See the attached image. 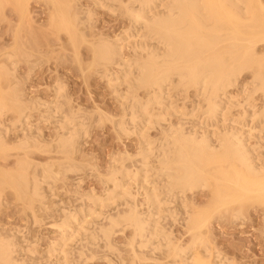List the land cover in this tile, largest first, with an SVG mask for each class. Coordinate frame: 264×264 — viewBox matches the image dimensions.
<instances>
[{
	"label": "rangeland",
	"instance_id": "1",
	"mask_svg": "<svg viewBox=\"0 0 264 264\" xmlns=\"http://www.w3.org/2000/svg\"><path fill=\"white\" fill-rule=\"evenodd\" d=\"M103 1L105 7L103 5L102 8H98L93 0H56V3L52 0H0V96L8 104L0 118L2 131L0 134L3 133L1 136L4 137V145L0 150V174L16 175L19 164L24 163L25 167L27 164L29 178L31 180L36 178L42 183L43 196L33 199L31 196L22 197L12 188H4L1 196L3 206L0 205V236L3 238L7 236L15 243H21L25 238L30 245L38 244L32 260L27 259L28 264L30 262L38 264L40 261L49 264L62 262H57L54 258L50 259L51 261L47 260V249L59 238L56 225L60 222L62 211L65 209L71 212L80 208L84 213L92 210V216L94 212L95 217L99 216L96 218L87 216L86 218H90L84 219V222L80 221L82 231L79 233V230L77 235L74 231L76 236L73 235L69 239L71 241L66 244L68 246L65 250L66 264L175 263L168 250L163 249L165 246L160 247L158 244L161 242L157 243V240L151 241L149 247L142 248L141 241L134 237V230L129 226L122 224L108 235H104L106 224L109 223V213L113 215L120 211L123 214L131 205H136L140 214L147 212L144 194L146 191L140 187L143 178H135L134 174L141 170L142 157L149 152L147 148L150 145L152 154L150 152L147 154L151 156H147V163L144 164L146 168L144 170L148 172L146 184L149 189L157 192L158 200L163 207H160V213L155 218L159 219L161 230L172 233L176 243L185 246L192 240L184 222L187 218L184 212L191 211L190 205L206 210L211 196L207 189L179 195L172 192L174 196L168 193L167 181L159 177L155 167L158 166L156 158L158 156V159L160 158L164 149L163 139L172 136L173 131L183 129L187 135L190 132L198 139L208 136L212 143H215L219 141L223 132H235L240 136L245 132L242 128L249 127L255 134L252 135L253 138L246 139L245 143L250 152L252 151L253 158L264 164V119L257 117L255 118L257 120L251 123L252 111L245 115L242 107H236L245 104L244 107L251 110L250 106H253L259 113L264 104L262 93L253 84L252 71H245L240 76L238 87L227 90L228 99L237 97L234 100L237 102L240 100V103H237L239 105L229 106L230 102L225 101L228 104L221 107L219 118L210 124L202 119L205 104L199 92L197 93L194 88L180 86L179 80L174 77L169 81L172 85L168 83V90L172 89L166 98L170 103V105L167 103V109L170 113L172 111L173 116L167 112L161 126L149 129L147 127L145 130L147 125H142V129L141 127L135 129L130 120L133 97L137 94L146 99L150 92L139 89L132 81L137 77L135 69L132 74H136V77L127 79L119 77L121 81L125 79L121 86L114 85L116 86L114 88L113 84L107 83L106 72L96 61L94 49L101 41L112 42L122 35L134 36L136 41L138 38L140 40L138 44L145 39L146 43L142 42L144 46L148 44L145 50L140 47L136 49L135 44L123 48V57L131 64L146 58L148 54L145 51L154 52L157 48V39L147 31L139 32V37H136L138 36L136 33L132 34V23L125 7L131 0H115L114 6L113 1L109 3ZM162 1L167 3V0ZM261 1L264 4V0ZM156 3L158 2L151 8L152 13L163 10L159 3ZM166 5L164 8H168L169 5ZM67 11L72 17L78 14L80 19L77 31L71 34L59 28L62 23L65 24L62 16H67ZM53 16L56 20L54 24ZM150 37L152 40L149 41ZM258 52L263 53L264 47H260ZM108 70L111 74L119 72L117 65L109 66ZM56 86L63 88L59 94L60 98L56 96ZM243 87L248 90L247 94L250 93L246 99L239 96ZM15 96L20 105L12 108ZM244 102L248 103L249 108ZM47 103H56L58 114L52 119L47 115L45 105ZM154 109V114L162 113L158 107L154 106ZM190 113L194 116L190 117ZM64 119L66 121H63ZM64 123L69 124H66L68 126L63 131L60 127ZM21 130L32 137H29L31 140L27 145L22 144L21 137L24 134ZM76 131H79L78 136ZM129 132L132 134H128ZM60 135L70 138L72 146L64 148L60 146ZM143 146L148 152H143ZM114 164L122 166L120 169L128 174V179H125L124 183L121 182L115 190V198H118L111 200L114 198H108L106 190L110 187L112 189L113 185L106 183L111 173L110 167ZM90 194L98 199H109V208L104 207L103 210H99L100 207L92 208L90 202L85 200V196ZM128 194L131 200L126 199L129 197ZM183 202L187 205L185 206ZM203 238L206 240V246L208 244L207 248L212 252L214 250L220 262L224 264L225 262L264 264V206L246 203L242 206L232 205L226 210L214 213L203 230ZM163 239L164 234L160 235V240ZM15 256L17 261L24 260L22 252L18 251ZM220 258L225 260L222 261Z\"/></svg>",
	"mask_w": 264,
	"mask_h": 264
},
{
	"label": "bare ground",
	"instance_id": "2",
	"mask_svg": "<svg viewBox=\"0 0 264 264\" xmlns=\"http://www.w3.org/2000/svg\"><path fill=\"white\" fill-rule=\"evenodd\" d=\"M52 1L56 3V0ZM102 1L93 0L95 3L94 5L98 8H102L104 5V1ZM105 1H108V3L113 1V6L115 5V0ZM154 1L158 2L162 7L161 9L163 10L159 8L161 12L158 11L154 13V11V14L151 12V8L155 6V2L151 0H131V3L125 6L132 23V34L134 35L136 33L138 34L136 37H139V32L147 31L149 35L157 39V48L154 52L147 53L148 51H145V53L148 54L146 58L141 61L136 60L134 63L130 64L123 57V48L135 44L136 49L140 47V49L145 50L148 44L147 46H144V43L142 44V42L146 43L145 39H143L144 41L141 40V44H138L140 40L137 38L138 41H136V38L129 34L128 36L122 35L112 42L101 41L94 49L96 61L104 67L106 72L105 76L108 80L105 79L107 83L113 84V87L114 85L121 86L125 83V79L133 76L136 77L135 75L137 74V77L135 79L133 78L132 81L139 89L148 90L150 92L146 99L139 97L137 94L133 97V102L130 105V120L135 126V129L138 127L140 128L142 125H147L144 128L145 130L147 127L149 129L157 125L161 126L164 115H167L166 113L169 112L167 109V103L169 102L168 99L166 101V98L170 95L169 90L171 91L172 88L168 90V83L174 77L179 80L180 86L194 88L197 90V93L199 92L200 95H198L201 96L200 98H202L205 104V113L202 119L207 122V124L219 118L221 107L223 105L226 107L228 104H226L225 101L230 102L229 106L240 103V100L239 102L235 101L237 97L236 99L234 98L235 100L232 97L228 99L227 90L238 87L239 78L245 71L253 72V84L256 85V89L262 93L264 98V52H258L260 47H264V4L261 0H167L166 4L169 6L162 0ZM162 2L168 8H164L165 6ZM62 19L65 24L62 23V25H60L59 28L61 30L70 34L77 31V24L80 20L78 14L72 17L69 11H67V16H62ZM55 22L56 20L53 16L52 23L54 24ZM80 22V24H82V21ZM128 32H126V34ZM144 36L145 35H143V37ZM148 40H152L151 37ZM152 46L150 48H152ZM111 65H117L119 72L115 74L109 73L108 67ZM6 68L9 69L7 66ZM134 69L137 72L135 75L132 74ZM119 77L125 78L123 79L124 83ZM131 79H129V81ZM175 82L177 83L178 81ZM170 83L169 85H172ZM245 88L241 90L239 96H244L246 99L250 93L247 94L249 88L247 87L248 90ZM55 90L57 98H60L59 94L62 92L63 88L57 87ZM62 98H64L63 95ZM55 104H45L47 115L51 119L58 114L56 113L57 109ZM18 105H20V101L15 96L12 100L11 107L15 108L18 107ZM40 105L44 106L43 104ZM7 106L8 104L0 96V118ZM154 106L158 107L159 111H162V113L154 114ZM244 106L239 105L236 107H242L245 115L250 113L249 111H252L250 114L251 123L256 121L257 119L255 120V118L257 117H260L261 120L264 119V104L261 109L257 108L260 110L259 113L256 112V108L253 106H250V110L248 103L246 106H248L249 109H246L247 107L245 108ZM227 108L230 107L227 106ZM227 108H225V110ZM171 113L169 112L168 114L170 115ZM193 116L190 113V117ZM128 120L129 118L127 121ZM244 120H247V116L244 117ZM63 121L66 120L64 119ZM66 124L69 123H64L60 127L63 131L68 126ZM24 125L25 124H23V126ZM27 126L28 124L26 128ZM124 129L125 127L122 130ZM148 129L147 131H149ZM73 130L75 131L76 129ZM78 130L80 131V129ZM243 130H245V132L240 136H237L238 134L235 132H223L219 137V141L215 143H212L208 136H202V138L198 139L197 136L191 135L190 132V135H187L183 129L175 132L173 131L174 133L170 131V134L172 132V136L163 139L165 140V144L163 142L164 149L162 148L163 152H160V158L158 159L159 156L156 158L158 160V166L155 167L157 170L154 169L159 173V177L165 178L167 181L162 179L166 182V185L168 184L166 188L169 190L168 193L174 192L179 195L180 193L185 194L189 191L191 193L193 190L207 189L211 196V201L206 210H200L190 205L189 208H191V211L184 212L187 217L184 222H186L188 234L192 236V240L189 244L182 246L180 243H176L172 238V233H166L163 229L161 230L160 221L155 218L160 213V207H162V205L158 200L157 192L154 189H149L146 184L148 178L146 174H148V172L144 169H146L147 156H151L150 154H152V150L150 151L149 149L150 145H148L149 147L147 148L150 152L149 155H147L149 153L148 150L143 146V152L148 153L142 157L141 163L143 165L142 168L139 167L141 170H138L134 174L135 178H143L140 187L146 191L144 194L146 195L147 212L145 214H140L136 205H131L128 211L124 210L125 212H123V214H121L120 211L113 215L109 213L110 216L108 215L109 218L107 217L109 219V226L106 224L107 227H105L104 235H108L114 231L115 228H119V226L123 224L134 230V237L141 241L142 248L149 247L153 240L155 242L157 240V243L161 242V244L158 245L162 247L165 246L163 249H167L170 256L174 258L175 263L173 264H224V262H220L214 250L212 252L208 249V244L206 246V240L203 238V230L207 227L211 215L226 210L232 205L242 206L246 203H258L264 206V164L259 163L257 158H253L251 155L252 151L250 152L245 143L246 139L253 138L252 135L255 134L254 130L249 127L245 129L242 128V131ZM0 132L2 131L0 130ZM24 132L25 131H23L22 134H24ZM78 132L76 133L77 136ZM145 133L146 132H143V134ZM2 134H0V150L4 145V137L1 136ZM72 134L74 136L73 131ZM128 134L132 133L129 132ZM70 136L71 135H69V137ZM29 137L32 138L28 136V134H24L21 137V139L23 138V145L28 144V141L31 140ZM59 137L60 146L63 148L70 145L72 146L70 138H64L61 135ZM163 144L161 146H163ZM117 162L114 163L117 164ZM116 164L110 167L112 169H110L111 173L106 183L113 185L112 189H110L111 187L109 189L106 188L108 192L107 197L114 198L111 200L118 198H115V190H117L121 182L128 179V174H125L126 172L121 170L122 166L120 165L118 167ZM28 169L29 167L27 164L25 167V164L21 163L19 164V171L16 175L0 174L1 206H3L1 204V196L6 187L14 189L22 197L31 196L32 199L35 197L43 198L41 193L42 183L36 178L31 180L29 178L28 173L30 172H28ZM159 177L157 178L159 179ZM138 183H140V181ZM147 190L150 191L148 192ZM174 193H172V195ZM124 196H127V194H124ZM107 197L105 196V198ZM131 197L133 196L131 195ZM129 198L130 196L126 199ZM85 200L90 202L92 208L97 207L98 209V207H100L99 210L104 207L109 208L110 206V202H108L109 199H98L91 194L86 195ZM185 201L187 202L188 200ZM186 202H183L185 206L187 205ZM112 203L111 201V204ZM81 209L82 208L71 212L65 209L62 211L60 222L58 221L59 223L57 222L58 224L56 225L59 238L47 249V260L51 261L50 259L54 258L57 262L62 261L63 264H66L64 261L65 250L67 249L66 247H68L66 246L67 242L71 241H69V239H71L73 235L76 236L78 234L80 230V221L82 220L84 222V219L90 218H86L87 216H92V210H88V212L85 210L87 213H84ZM94 213L92 218L95 217L96 213ZM98 216L99 215L96 217ZM76 229L78 230L76 231ZM81 231L82 230H80L79 233ZM162 234H164V239L162 240L164 241L163 244L160 240V235ZM37 245L36 243L30 245L28 241L26 242L25 238L21 243H15L7 236L6 238L0 236V264H28L26 261L27 259L28 261L32 260V255L35 253ZM157 249L159 248L157 247ZM18 251L22 252L24 255L23 261L16 260L15 254ZM62 262L59 264H62ZM38 264L49 263L40 261Z\"/></svg>",
	"mask_w": 264,
	"mask_h": 264
}]
</instances>
